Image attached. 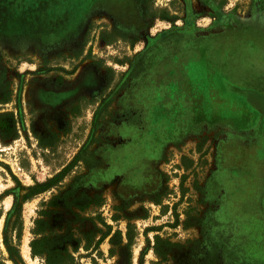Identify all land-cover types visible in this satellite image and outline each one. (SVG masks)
Returning <instances> with one entry per match:
<instances>
[{
  "label": "rangeland",
  "instance_id": "rangeland-1",
  "mask_svg": "<svg viewBox=\"0 0 264 264\" xmlns=\"http://www.w3.org/2000/svg\"><path fill=\"white\" fill-rule=\"evenodd\" d=\"M96 2L0 0V264H47V254L58 264H264V153L252 156L255 111L240 97L255 86L264 0H139L148 37L180 48V95L173 117L172 104L153 115L163 125L130 178L107 161L125 133L112 142L102 128L118 119L115 97L100 128L90 112L68 132L34 130L27 105L45 59L71 58L67 47L84 34L79 53L115 82L140 55L139 28ZM207 43L205 66L187 64L184 47L199 44L203 56ZM41 236L48 253L33 256L30 241Z\"/></svg>",
  "mask_w": 264,
  "mask_h": 264
},
{
  "label": "flooded vegetation",
  "instance_id": "flooded-vegetation-1",
  "mask_svg": "<svg viewBox=\"0 0 264 264\" xmlns=\"http://www.w3.org/2000/svg\"><path fill=\"white\" fill-rule=\"evenodd\" d=\"M138 2L139 0L96 2V10L111 16L117 20L116 23L122 21L130 27H138L140 33L146 37L147 43L140 55L132 56L126 63L127 68L122 80L115 82L111 72L101 65L99 59L85 57L79 53L86 46L84 34L78 38L81 41L67 47L71 50V58L65 53H57L45 59L44 73L42 76H33L28 86L27 100L34 130L68 132L79 128L75 121L90 112L93 115L90 127L94 125L100 128L98 123L101 122V114L106 105L109 107L110 101L112 104L115 102V97L116 109L119 111L115 116L118 119L115 117L114 122L102 128L113 131L110 137L112 142H115L113 137L116 132L122 135L118 131L123 130L125 133L123 142L113 146L116 149H111L107 161L114 169L123 165L120 167L123 168L122 174L129 178L136 177L139 167L147 161L149 146L157 138V128L163 125L164 118L154 122L153 115L160 111L169 114L166 112L169 108L167 104H172L175 106L171 109L172 116L173 110L179 109H176V103L180 95V48L178 44L170 46L159 42L164 36L161 33L156 37H148L150 25L145 20L147 26H143L144 16L142 20L136 9ZM138 9L141 10L140 7ZM219 17L223 18V15ZM186 28L181 30L187 31ZM89 29L87 28V31ZM130 46L131 43L128 47ZM184 48L189 52L187 64L205 66L206 61H209L210 44L207 43L202 48L203 56L199 54V44H188ZM165 50L169 54H164ZM252 50L255 51V86L244 87L240 97L255 111V144L251 153L253 157H258L264 153V23L261 24L260 21L255 24V45ZM252 50L250 48V51ZM184 54L185 52L182 55ZM137 66L140 71L136 70ZM165 71L168 74H163ZM153 124L156 126L152 127Z\"/></svg>",
  "mask_w": 264,
  "mask_h": 264
},
{
  "label": "trees",
  "instance_id": "trees-1",
  "mask_svg": "<svg viewBox=\"0 0 264 264\" xmlns=\"http://www.w3.org/2000/svg\"><path fill=\"white\" fill-rule=\"evenodd\" d=\"M39 231H41V229L34 230V233H39ZM45 242H46V237H44V236L32 239L30 241L31 254L33 256H36V255H40L42 253H46V252L48 253V251L38 248L39 246L44 247ZM67 258L68 259L71 258V260L73 259V257L69 253L67 255ZM46 263L47 264H58V258H52V257L48 256V254H47ZM66 264H68V263H66ZM73 264H75V263H73Z\"/></svg>",
  "mask_w": 264,
  "mask_h": 264
}]
</instances>
